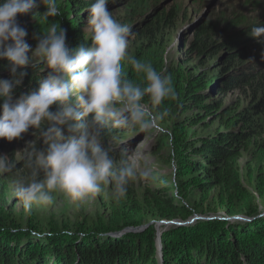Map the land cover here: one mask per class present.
<instances>
[{"label":"trees","instance_id":"1","mask_svg":"<svg viewBox=\"0 0 264 264\" xmlns=\"http://www.w3.org/2000/svg\"><path fill=\"white\" fill-rule=\"evenodd\" d=\"M92 3L94 2L90 0H57L61 13L50 17L49 21H57L66 31V44L69 48L77 47L75 42L81 34L79 24L82 13ZM34 9L35 12L31 15ZM32 10L18 15L16 19L19 26L27 31L25 41L36 45L42 38L43 28L35 17L42 15L46 8L38 3ZM128 12L130 20L141 19L133 24L136 40L147 42L136 47L132 56L148 62L147 58L151 55L153 67L172 77L175 99L165 100L162 107L168 109L169 115L176 112L184 115L188 111H194L188 120L180 124L181 128L186 125L209 128L220 122V129L213 135L197 137L195 141L194 138L186 141L180 137L174 140V153L180 158L178 175L188 171L191 184L204 196L203 199L213 198L214 208L210 207V214L225 210L229 218L243 215L250 218L248 222L207 220L192 226L167 228L160 239L162 264H264V216L259 217L258 211V205L264 208V74L260 71L262 69L255 68L251 71L252 65H246V55L238 49L244 44L242 38L249 30L233 34L229 31L231 34L222 37L219 26L211 22L201 23L195 29L192 43L187 49V54L198 60L192 66L193 71L186 72V68L181 67L185 63L168 66L162 56L151 52L155 47L162 50L163 44L158 42L157 37L174 24L179 11L172 8L168 11L156 9L150 12L147 0H134L129 3ZM237 19L231 24L227 23L228 28L240 26ZM89 44L88 41L86 46ZM220 54L222 60L218 61ZM215 59L218 62L210 70L215 71L213 74L208 70L209 67L206 71L202 70L208 62ZM192 62L190 60L188 64ZM0 71H10L7 60H0ZM21 71L25 73L23 85L15 86L12 90V93L20 97L26 94L24 88L35 90L40 84V79L36 77L37 71L33 68L25 66L22 70L17 69V73ZM5 75L13 78L11 73ZM0 78L3 79L1 76ZM128 78L137 83L143 82L142 77H137L132 69ZM236 90L250 98L249 104L240 110L231 106L224 107L222 98ZM212 93L215 94L212 96ZM214 97H220V101H214ZM207 120L211 123L206 122ZM170 121L171 118L166 117L161 126L169 128ZM173 124L174 127L179 125ZM112 134L114 131L109 133L105 130L102 133V147H107L106 142ZM34 136L37 150L46 148L36 129ZM166 139L165 137L164 141ZM13 141L17 145L21 142V137ZM162 141H158L155 154L161 150ZM11 142L0 139V156L7 154L14 157L15 147ZM245 154L249 156L244 166L247 186L241 174V161ZM112 155L116 161L125 158L119 153L115 154L113 150ZM170 162L171 158L165 163ZM255 164H258L256 176L253 174ZM19 170L27 174L23 166ZM176 178V181L175 178L172 180L173 190H179L181 199L167 190L159 192L161 190L150 189L141 197L135 196V201L127 197L117 203L113 199L107 205V216L99 220H87L83 225L75 227V230L68 228V224H58L61 228H52L45 241L31 234L44 233V229L34 221L33 216L30 218L28 215L24 219V210L19 204L14 217L16 234L10 236H18L23 229L25 232L21 235L34 248L28 250L24 246L25 248L14 253L13 247L9 245V237L4 238L0 241V264H16V261L18 264H42L41 261L46 260L47 256L55 257L56 264H158L153 225L124 237L109 234L121 232L128 227L146 226L154 221L185 222L190 219L194 211L183 202L190 185Z\"/></svg>","mask_w":264,"mask_h":264},{"label":"clouds","instance_id":"2","mask_svg":"<svg viewBox=\"0 0 264 264\" xmlns=\"http://www.w3.org/2000/svg\"><path fill=\"white\" fill-rule=\"evenodd\" d=\"M112 2L94 0L85 36L90 44L75 48L66 44V31L58 23H49L50 17L61 13L57 0L0 3V60L8 61L13 77L0 79V139L11 142L33 128L46 145L37 150L32 143L11 162L0 156V176L12 173L21 161L27 170V176L13 187V197L25 213L31 214L34 205H51L54 194L77 206L93 201L105 187H110L117 203L126 196L140 166L126 149L125 158L117 164L112 149L101 146L105 130L156 131L167 134L172 143L171 134L161 127L169 116L162 105L175 99L172 77L129 55L132 30L114 19L107 8ZM38 3L46 8L35 17L43 34L31 50L25 41L27 31L16 18ZM250 35L264 45V26L251 27ZM30 62L42 63L48 75L37 89L12 103V90L25 75L17 69ZM125 63L142 77V83L126 77Z\"/></svg>","mask_w":264,"mask_h":264},{"label":"rangeland","instance_id":"3","mask_svg":"<svg viewBox=\"0 0 264 264\" xmlns=\"http://www.w3.org/2000/svg\"><path fill=\"white\" fill-rule=\"evenodd\" d=\"M1 1L2 0H0V3ZM90 1L94 2V0ZM132 1L134 0H114V2L107 5L108 10L113 13L114 19L131 27L132 35L130 36V44L128 49L129 55L131 56L133 55L136 47L147 43L141 39L136 40L137 36L135 34V26H133V24L139 22L141 19L134 18L133 20H130L128 10L129 3ZM89 7L90 6H88V8L82 13L83 17L80 19L79 24L81 26V29H79L81 34L78 36V39L75 42L76 46L81 44L86 46L88 43V41L85 39V36L89 17ZM147 7L150 12L156 9L159 11H168L172 8H175L179 11V16L175 20L174 24L170 28L165 29L164 32L157 37L158 42L163 44L162 50H159L156 47L151 50L152 53L157 52L160 57H163L165 65L171 66L183 62L185 64L183 66L181 65V67L183 69L186 68V72L193 71L192 66L197 63L198 59L192 58L187 54L188 46L192 43L195 29L201 23L211 22L213 25L219 26L218 28L222 37H226L228 34H231L229 31H231L233 34L240 33L244 30H249V32H247L242 38L244 44L239 46L238 49L242 50L244 55H246V65H252L251 71L255 68L256 70L262 69L260 71H263L264 74V45L257 43L256 40L250 35L251 27L256 26L257 24L258 26H264V0H147ZM34 12L35 9L32 10L30 14L32 15ZM236 18H238L237 20L240 21L241 25L238 27L228 28L227 23L231 24V22ZM49 23H57V21H49ZM28 44L30 45L31 50H35L38 45H33L30 43ZM29 55H31V51L29 52ZM220 55L218 56L219 59L217 58L218 61L222 60V55ZM152 60L153 58H151V55H149L147 61L151 63ZM190 60L193 61L192 64H188ZM218 61L215 59L210 63L208 62V64H206L202 70H205L209 67L208 70L212 71L213 67ZM27 67L33 68L34 71H37L36 77L40 79V82L48 75V69L44 68L42 63H37L34 65L32 62H30ZM130 71L131 66L125 63L124 72L126 77H128ZM214 72L215 71L211 73L213 74ZM5 73L10 74L11 72L4 71L2 73L0 71V76L3 79H12L6 77ZM22 85L23 83L20 84V86ZM214 86L215 85H211V87ZM24 90H26V93L32 91V89H29V87L24 88ZM214 94L215 93H212V96ZM19 98L20 96L16 95L15 93L11 94L12 103H15ZM212 99H214V101H220V97H214ZM249 102L250 98L237 90L231 91L222 98V104L224 107L231 106L236 110L244 108L247 104H249ZM52 110H55V106H53ZM193 114L194 111H188L184 115H182L181 112H176V114L170 113L169 117L171 118V121L169 122V128H165L163 126L161 127L164 128L167 133L171 134L172 143L168 142L167 134L156 131H149L147 133H134L123 130H112L114 131V134H112L111 138L107 140L106 145L111 147L115 154L119 153L124 157L126 153L123 150L126 149L127 154H132L140 166L137 170L138 178L129 183L127 194L124 199L129 197L135 201V196L141 197L149 189L151 191L161 190L159 192H163L162 190H167L168 193L181 199L179 190H173L172 184V180L175 178L174 181H176V177H178L181 182H187L185 184L190 185L187 193L184 195L185 198L183 199V202L189 205L190 209L194 211L191 218H196L194 222H192L190 225H186L185 227L195 225L201 221H207V218H213L211 220H221L228 223L250 221V218L245 215L241 216L243 218L241 221L229 220L230 218L228 217V214L225 210H218L216 214H210V207L211 209L214 208L213 198L211 197L207 200L203 199L204 196L200 194L197 189H195L193 184H191V176H189L188 171H185L187 175H185V173H180L178 175L179 170L177 166L180 158L174 153V140L177 137H180L186 141L194 138L195 141L198 139L197 137L213 135L218 129H220V122L214 123L209 128L190 125H186L181 128L180 124L185 120H188V118ZM206 122L211 123L210 120H207ZM173 123L179 125L174 127ZM221 128L223 129L224 127L222 126ZM34 137V129L29 128L26 133L22 134L21 142L19 144L15 145L14 141L11 142L15 147L14 157L12 158L7 154H2V156L8 157L10 162L13 161L17 153L24 152L30 144L34 143ZM165 137L167 138L166 141H164ZM160 140L164 141H162L163 143L161 142L162 148L159 150V152H157V154H155L154 152L157 147V143ZM171 145H173V150ZM101 146H103L102 143ZM170 158L171 162L166 164L165 162ZM248 160L249 156L245 154L241 161V174L246 186L247 183L244 179L246 176L244 166L247 164ZM116 162L119 164L120 161ZM22 166L23 162H18L16 163L12 173L0 176V212H3L0 214V217H2V219L0 218V241H2L4 238L8 239L9 237V245L13 247L14 253L19 252L21 248H25L24 246H26L28 250H32L31 247L34 248L30 241L21 235V233H24L25 230L21 229L18 236H10V234H16L14 227V217L19 205V202L13 197V187L17 181H22L27 176L25 172L19 170ZM255 166L253 170V174H255L254 176H256L258 164H255ZM143 172H146L147 175H143ZM112 200L113 197L110 187H105L104 190L93 201L85 202L79 206L72 204L62 194H54V201L51 205L39 207L34 205L31 214L24 212L22 216L24 219L28 215L30 218L33 216L34 221H36L40 227H43L44 233L31 232V234L34 237H37V239H42L45 241L52 228H61L57 226L58 224H68V228L75 230V227L79 226L80 224L83 225L87 220H99L103 216H107V205L110 204ZM258 211H260L259 217L264 216V208L260 205H258ZM18 222L19 221L16 222V225ZM169 227L173 226L161 225L157 227L155 224L152 226L154 231L155 246L159 237L161 239L162 232H164ZM126 234L122 235L121 237H124ZM80 236L82 237V235ZM44 246L46 248V245ZM155 254L157 263L160 264L159 252L156 250ZM160 254H162L161 249ZM45 262H47V264L57 263L55 257L53 256H47L46 260L41 261L42 264ZM15 263L18 264L17 261Z\"/></svg>","mask_w":264,"mask_h":264},{"label":"water","instance_id":"4","mask_svg":"<svg viewBox=\"0 0 264 264\" xmlns=\"http://www.w3.org/2000/svg\"><path fill=\"white\" fill-rule=\"evenodd\" d=\"M197 219H200V218H197ZM213 218H207V220H211ZM196 220L195 217L193 218H190L189 220L183 222V221H158V222H152L146 226H141V227H135V228H132V227H128V228H125L123 231L121 232H116V233H112V234H109L110 236H113V237H121L123 234H126V233H133V232H140L142 231L143 229H145L146 227H148L149 225H156L157 227L158 226H161V225H164V226H186V225H190L192 222H194ZM229 220H232V221H241L243 220L242 217H231ZM160 237L159 239L157 240L156 242V250L159 252V260H160V264H162V258H161V254H160Z\"/></svg>","mask_w":264,"mask_h":264}]
</instances>
